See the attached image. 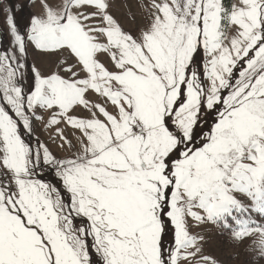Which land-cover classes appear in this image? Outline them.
Here are the masks:
<instances>
[{"label":"snow or ice","instance_id":"snow-or-ice-1","mask_svg":"<svg viewBox=\"0 0 264 264\" xmlns=\"http://www.w3.org/2000/svg\"><path fill=\"white\" fill-rule=\"evenodd\" d=\"M31 3L0 39V264H219L207 224L264 259V0Z\"/></svg>","mask_w":264,"mask_h":264},{"label":"rangeland","instance_id":"rangeland-1","mask_svg":"<svg viewBox=\"0 0 264 264\" xmlns=\"http://www.w3.org/2000/svg\"><path fill=\"white\" fill-rule=\"evenodd\" d=\"M138 0H113V13L121 19L129 16L130 13H136L137 18L142 22L141 9L137 6ZM8 9H11L14 13L16 22L22 28L28 22L31 15L39 12L38 6L31 3V0H0V39L4 41V47H7L8 36V25L6 23V18L9 15ZM125 27H128L125 24ZM102 59H104L102 57ZM35 63L42 71H46L50 67V62L47 57L30 56L29 64ZM111 110V109H110ZM47 118V114L44 113ZM203 127V125H201ZM35 135L39 137L41 142L48 145L51 151H53L58 156L66 155L62 149L58 147V143H54L50 139L49 132L46 131L42 124L38 123L35 128ZM43 180L56 183L58 186V181L56 180L54 173L50 170H45ZM63 195L64 194L62 192ZM244 202L247 200L243 197ZM76 223H79L77 219ZM194 233H200L205 238L204 243V255H209L214 257L219 264H264V259H257L253 261V256L255 253L247 251L248 247L254 240L258 237L252 236L244 241L243 244L234 245L227 233L223 232L222 229L217 228L212 224H207L199 228L193 229ZM94 264H99L98 258L93 255Z\"/></svg>","mask_w":264,"mask_h":264},{"label":"trees","instance_id":"trees-1","mask_svg":"<svg viewBox=\"0 0 264 264\" xmlns=\"http://www.w3.org/2000/svg\"><path fill=\"white\" fill-rule=\"evenodd\" d=\"M226 3H228V0H225Z\"/></svg>","mask_w":264,"mask_h":264}]
</instances>
